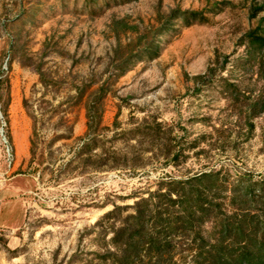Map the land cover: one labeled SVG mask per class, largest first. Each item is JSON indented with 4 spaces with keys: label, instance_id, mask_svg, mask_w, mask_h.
Listing matches in <instances>:
<instances>
[{
    "label": "rangeland",
    "instance_id": "1",
    "mask_svg": "<svg viewBox=\"0 0 264 264\" xmlns=\"http://www.w3.org/2000/svg\"><path fill=\"white\" fill-rule=\"evenodd\" d=\"M105 1L0 0V264H112L114 206L167 178L264 179L245 100L264 78L240 44L264 0ZM186 11L204 21L162 34Z\"/></svg>",
    "mask_w": 264,
    "mask_h": 264
},
{
    "label": "trees",
    "instance_id": "2",
    "mask_svg": "<svg viewBox=\"0 0 264 264\" xmlns=\"http://www.w3.org/2000/svg\"><path fill=\"white\" fill-rule=\"evenodd\" d=\"M172 20L189 26L203 22L204 17L196 12H172L170 25L162 34L171 31ZM153 42L143 47L145 56L155 51ZM240 44L245 62L259 59L257 72L263 79L264 31L256 28L247 32ZM119 70L120 74L125 72L123 67ZM226 86L240 94L233 84ZM263 93L245 99L253 116L264 112ZM93 104L89 102L86 108L87 133L96 124ZM127 210L131 212L123 215ZM103 219L112 248L105 259L112 264H264V179L249 180L240 187L239 181L232 182L219 171L167 178L132 205L114 206Z\"/></svg>",
    "mask_w": 264,
    "mask_h": 264
}]
</instances>
